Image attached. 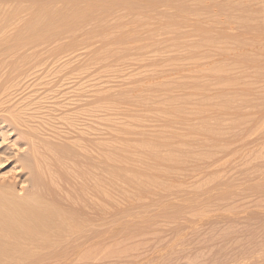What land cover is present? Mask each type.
<instances>
[{
  "label": "rangeland",
  "instance_id": "374dc122",
  "mask_svg": "<svg viewBox=\"0 0 264 264\" xmlns=\"http://www.w3.org/2000/svg\"><path fill=\"white\" fill-rule=\"evenodd\" d=\"M63 1L0 0L7 35L42 26L0 55V184L30 189L37 143L81 150L101 229L10 263L264 264V0Z\"/></svg>",
  "mask_w": 264,
  "mask_h": 264
},
{
  "label": "bare ground",
  "instance_id": "6f19581e",
  "mask_svg": "<svg viewBox=\"0 0 264 264\" xmlns=\"http://www.w3.org/2000/svg\"><path fill=\"white\" fill-rule=\"evenodd\" d=\"M66 1L68 2V0ZM131 1L132 9L134 11L139 10L141 6L139 7L140 4H138L137 0ZM106 2L109 3L108 0H75L74 7L72 6V8L67 11V15L70 16V14H83L82 9L84 7L88 8L90 6L97 7L101 13L108 14H113L119 8L116 7V5H105ZM118 2V4L121 6L122 1L118 0ZM38 4L40 3L38 2L37 5ZM78 5L81 6L78 7ZM0 6H4L2 5V2ZM2 7L0 8L1 10ZM22 7H24V5L20 4V8ZM115 8L117 9L115 10ZM2 11V19H0V55L5 56L11 52H14L15 48L12 46L14 42L18 43V41H24L29 37H37L38 33L42 29V26L41 23L32 24L29 26V29L18 26L17 31H14V33H12L13 31H11L9 36L7 35L9 30V22L7 23V21H10L8 19L13 18V14H9L10 12L7 13L6 9H3ZM45 11L46 10L44 8L39 7L36 10L34 16L36 17V19L38 18L40 20ZM47 12V14L49 15L55 14L54 11L48 10ZM87 17H92V15H87ZM153 19V17L150 18L147 24L148 27H150V23L153 24ZM2 20L5 21L2 22ZM72 26L73 23H69L63 27L68 28ZM122 27V25H118V27L116 26L117 29L115 30L122 31ZM148 27H146V31L152 30L151 27ZM135 31L133 30V28H129L128 32L129 34H134L136 33ZM75 149L76 148L70 146L61 147L57 145L54 146L53 149L50 148L49 150H46L42 147V145L40 146L37 143V145H34L31 149H29V153L27 152L28 156L22 161V168L24 170L22 175L28 174L29 176L28 177L26 175L28 178L24 180V183H28L27 186H29L30 189H26L27 191H25V193L23 192L24 194H21L18 191V188L16 189V186H13V184L11 183L0 184V264H12L10 263V261L14 259V261H17L16 259L18 258L20 259L26 257L27 259V256H34L35 253L31 249V246L35 245L40 247L39 249L42 248L43 250L44 248L47 250L45 251L46 254H42V256L50 255V257H52L53 255L54 257V255L62 253V250L59 248L57 249V247L67 249L68 247L75 245V243L79 239L89 236L91 237V235L94 233V227L96 226V224L94 225L92 220L88 218H82L84 220L80 219L81 215L86 213L85 211L88 209L87 207H90L88 206L90 204H87V206L85 204L88 203L87 198L89 195L87 194V197H85L86 192L88 191L89 187L91 188V185L89 186L91 182L88 183V181L90 180L87 181L86 173L90 166L91 168L96 166L92 167V160H88V157L86 158L87 155H84L85 159H82L83 153L81 154L82 157H78V155H80L78 154V152L81 150L75 151ZM62 159L66 160V162L62 161ZM94 163L95 162H93V164ZM97 164L100 167V169L98 170H101V174L99 176L95 173V175L98 176L100 180H102L103 176H108L107 173L106 175L103 173V170H105L104 168L106 166L103 165L102 161L98 162ZM72 171L74 174H76L75 176L72 174ZM89 173L90 172L88 171L87 174ZM187 173L189 175V172ZM103 179L105 180L106 178ZM93 184H96V182ZM97 184L100 185L99 183ZM97 184L95 186H97ZM102 184L103 183H101V185ZM93 186L94 185H92V187ZM99 187L102 188L101 186ZM99 187L97 186L96 188ZM96 188H91V190L89 191H92ZM23 189L24 188H21V190ZM102 190L100 189V194H98V196L100 195V197H102V193L105 192L104 190L102 192ZM94 191L95 193L97 192L96 190ZM71 193L75 194L73 195L74 197L79 196L80 198H77L78 200H76L75 202H73L74 200H68L69 198L67 199L66 194L70 195ZM97 193H99V191ZM100 205H98L97 207L99 208ZM90 209L91 208H89V210ZM102 209L103 208L100 207L99 211H102ZM93 210L97 212L95 209ZM102 215V213L101 216L99 214V219H101L100 217H102ZM91 222L94 226L91 225ZM66 226H68V228ZM96 227L95 231L99 232L97 229H101L100 226H98L97 228ZM95 233L93 235H96ZM100 234L102 235L101 231ZM100 238H102V236ZM81 242H79L78 245L81 244ZM84 243H86V240ZM79 247H81V245ZM42 250L40 252H43ZM78 250H80V248ZM38 251L39 250L35 252L38 253ZM86 253H88V251ZM86 253L84 254L86 255ZM167 262H169V260Z\"/></svg>",
  "mask_w": 264,
  "mask_h": 264
}]
</instances>
